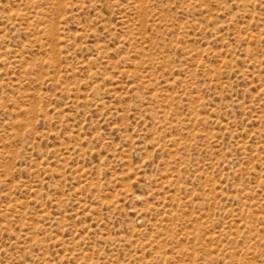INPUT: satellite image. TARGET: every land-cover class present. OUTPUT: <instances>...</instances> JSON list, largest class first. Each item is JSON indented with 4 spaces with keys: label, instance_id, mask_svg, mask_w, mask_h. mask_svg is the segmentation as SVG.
<instances>
[{
    "label": "rangeland",
    "instance_id": "374dc122",
    "mask_svg": "<svg viewBox=\"0 0 264 264\" xmlns=\"http://www.w3.org/2000/svg\"><path fill=\"white\" fill-rule=\"evenodd\" d=\"M0 264H264V0H0Z\"/></svg>",
    "mask_w": 264,
    "mask_h": 264
}]
</instances>
